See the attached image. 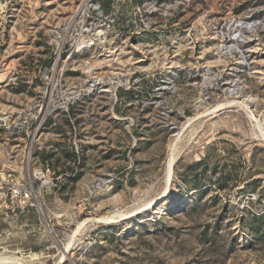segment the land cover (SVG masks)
Masks as SVG:
<instances>
[{"label": "rangeland", "instance_id": "374dc122", "mask_svg": "<svg viewBox=\"0 0 264 264\" xmlns=\"http://www.w3.org/2000/svg\"><path fill=\"white\" fill-rule=\"evenodd\" d=\"M0 159V264H264V0H0Z\"/></svg>", "mask_w": 264, "mask_h": 264}, {"label": "built area", "instance_id": "2783aa9c", "mask_svg": "<svg viewBox=\"0 0 264 264\" xmlns=\"http://www.w3.org/2000/svg\"><path fill=\"white\" fill-rule=\"evenodd\" d=\"M50 168H42L34 173L35 178L41 179V183L34 185L31 178L17 180L10 172L0 173V212L9 213L17 207L26 208L34 205L37 192L46 185Z\"/></svg>", "mask_w": 264, "mask_h": 264}, {"label": "crops", "instance_id": "0c3cea01", "mask_svg": "<svg viewBox=\"0 0 264 264\" xmlns=\"http://www.w3.org/2000/svg\"><path fill=\"white\" fill-rule=\"evenodd\" d=\"M5 170V163H3L0 159V173Z\"/></svg>", "mask_w": 264, "mask_h": 264}, {"label": "bare ground", "instance_id": "6f19581e", "mask_svg": "<svg viewBox=\"0 0 264 264\" xmlns=\"http://www.w3.org/2000/svg\"><path fill=\"white\" fill-rule=\"evenodd\" d=\"M171 161V160H170ZM84 223V222H83ZM5 260V259H4Z\"/></svg>", "mask_w": 264, "mask_h": 264}]
</instances>
